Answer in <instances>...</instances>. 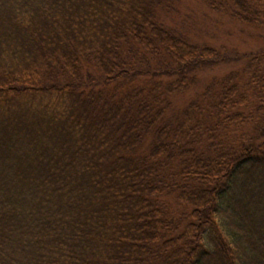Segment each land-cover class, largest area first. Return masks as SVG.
Here are the masks:
<instances>
[{
	"label": "trees",
	"instance_id": "obj_1",
	"mask_svg": "<svg viewBox=\"0 0 264 264\" xmlns=\"http://www.w3.org/2000/svg\"><path fill=\"white\" fill-rule=\"evenodd\" d=\"M197 1L264 39V0ZM184 2L0 0V264H264V44Z\"/></svg>",
	"mask_w": 264,
	"mask_h": 264
},
{
	"label": "rangeland",
	"instance_id": "obj_2",
	"mask_svg": "<svg viewBox=\"0 0 264 264\" xmlns=\"http://www.w3.org/2000/svg\"><path fill=\"white\" fill-rule=\"evenodd\" d=\"M174 19V24L186 31L193 40L228 51L245 52L264 44L258 29L237 24L223 15L213 13L197 0H185L180 6L179 15ZM223 74L222 69L208 71L202 76L203 83L206 84L212 77L220 78ZM175 98L177 104L184 100Z\"/></svg>",
	"mask_w": 264,
	"mask_h": 264
}]
</instances>
